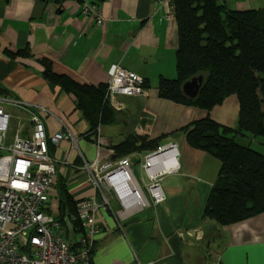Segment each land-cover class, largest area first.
<instances>
[{
    "label": "crops",
    "instance_id": "0c3cea01",
    "mask_svg": "<svg viewBox=\"0 0 264 264\" xmlns=\"http://www.w3.org/2000/svg\"><path fill=\"white\" fill-rule=\"evenodd\" d=\"M83 1L0 0V86L8 97L31 105L42 118L50 155L57 162V183L60 180L75 201L94 192L83 163L120 159L112 158L113 147L129 135L157 140L159 145L173 143L177 163L175 171L160 177L165 200L150 203L124 221L116 219L120 205L106 192L110 207H101L97 217L92 264H264V212L225 227L203 216L220 163L189 146L182 129L205 112L158 96L159 79L176 77L175 17H167V8L150 0H95L104 18L96 25L82 13ZM223 1L235 10L264 9V0ZM113 64L141 76L148 95L108 102L114 120L89 132L74 94L47 79L44 71L48 68L77 84L97 87L106 84ZM6 106L11 116L8 135L12 138L20 125L22 134H29L24 108ZM237 114L234 95L209 112L228 127H235ZM61 132L68 137L54 143L52 138ZM254 139L236 136L243 145ZM259 145L264 147L262 142ZM151 151L128 154L136 155L132 165L138 163L144 174L142 183L137 181L145 192L142 163ZM258 151L264 153V148ZM51 194L52 210L58 204L59 213L57 190ZM221 230L222 244L217 245L214 239Z\"/></svg>",
    "mask_w": 264,
    "mask_h": 264
},
{
    "label": "trees",
    "instance_id": "16d2710c",
    "mask_svg": "<svg viewBox=\"0 0 264 264\" xmlns=\"http://www.w3.org/2000/svg\"><path fill=\"white\" fill-rule=\"evenodd\" d=\"M173 6L176 77L159 79L158 96L205 112L182 131L189 146L213 155L220 163L203 216L225 227L264 212V153L236 140L237 135L264 138V9L235 10L223 0H173ZM198 75L203 76L202 86L196 97L189 98L182 84ZM44 76L74 94L89 132L114 120V109L105 100L106 84L80 85L48 68ZM144 86L148 88L146 82ZM232 95L238 100V114L235 127H228L213 120L209 112ZM0 96L10 95L0 86ZM158 145L157 140L129 135L113 147L112 158L151 151ZM56 190L58 218L65 239L75 249L78 245L73 240L84 228L80 221L72 220L69 231L65 218L75 215L77 201L60 180ZM92 254L93 246L91 264Z\"/></svg>",
    "mask_w": 264,
    "mask_h": 264
},
{
    "label": "built area",
    "instance_id": "2783aa9c",
    "mask_svg": "<svg viewBox=\"0 0 264 264\" xmlns=\"http://www.w3.org/2000/svg\"><path fill=\"white\" fill-rule=\"evenodd\" d=\"M167 8L173 18V0H150ZM82 13L101 25L104 18L95 0H84ZM145 80L138 74L113 64L107 71L105 100L115 103L117 97H145ZM16 104L24 108L30 123L29 134L23 135L21 125L10 142L8 131L10 114L4 105ZM61 132L52 138L58 143L67 138ZM127 155L116 161L99 164L97 160L84 162L94 192L77 201L76 213L69 218L80 221L84 233L76 238L77 247L71 248L65 239L58 211L51 207L52 194L57 186V162L50 155L49 138L38 112L26 103L0 96V264H91L90 250L99 231L97 217L101 207H110L106 192L120 205L115 213L118 222L150 203L165 200L160 177L177 168L173 143L158 145L144 158L142 169L147 178L146 192L132 172ZM167 162V163H166Z\"/></svg>",
    "mask_w": 264,
    "mask_h": 264
},
{
    "label": "rangeland",
    "instance_id": "374dc122",
    "mask_svg": "<svg viewBox=\"0 0 264 264\" xmlns=\"http://www.w3.org/2000/svg\"><path fill=\"white\" fill-rule=\"evenodd\" d=\"M4 107L6 108L7 106L6 105H4ZM9 131H10V129H9ZM9 131H8V134H9ZM10 140H11V136H9L8 135V140H7V142H10ZM264 143V138H261V137H256L255 139H254V141L253 142H251L250 140H247L246 141V145H248V146H250L251 148H253L254 150H262V148H264V147H262L261 145H259V143ZM155 150V149H154ZM154 150H152V151H154ZM151 151V152H152ZM262 152V151H261ZM132 169L134 170V173H135V177H136V179L139 181V183L141 182L142 183V176H144V174L142 173V171L140 170V166H139V164L138 163H136V164H133L132 165ZM112 206H113V208H114V210H116L117 209V206L112 202ZM53 211L54 212H57L58 211V204H56L55 206H53ZM211 221V220H210ZM213 222V221H212ZM69 231H71V229H69ZM222 231V232H221ZM220 231V233H219V235H218V237H216V239H214V240H216V243H217V245H221L222 244V235H223V230H221ZM210 264V263H209Z\"/></svg>",
    "mask_w": 264,
    "mask_h": 264
},
{
    "label": "water",
    "instance_id": "95a60500",
    "mask_svg": "<svg viewBox=\"0 0 264 264\" xmlns=\"http://www.w3.org/2000/svg\"><path fill=\"white\" fill-rule=\"evenodd\" d=\"M203 83V76L198 75L190 78L189 80L185 81L182 84V91L184 95H186L189 98H194L197 96L200 87L202 86ZM132 163L137 162L136 158L131 159Z\"/></svg>",
    "mask_w": 264,
    "mask_h": 264
}]
</instances>
